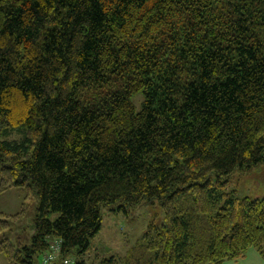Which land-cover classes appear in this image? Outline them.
Returning <instances> with one entry per match:
<instances>
[{"label":"trees","instance_id":"trees-1","mask_svg":"<svg viewBox=\"0 0 264 264\" xmlns=\"http://www.w3.org/2000/svg\"><path fill=\"white\" fill-rule=\"evenodd\" d=\"M263 161L264 0H0V191L39 198L30 241L0 240L8 264L57 238L74 264L264 258V196L228 190ZM144 199L165 223L88 260L101 207Z\"/></svg>","mask_w":264,"mask_h":264},{"label":"rangeland","instance_id":"rangeland-1","mask_svg":"<svg viewBox=\"0 0 264 264\" xmlns=\"http://www.w3.org/2000/svg\"><path fill=\"white\" fill-rule=\"evenodd\" d=\"M142 100L141 92L131 96L136 110L141 108ZM212 178L215 179L214 174ZM232 189H235L239 196H247L251 199L264 196V161L254 165L248 172L237 169L232 174L228 186V190ZM38 204L37 195L31 194L24 199L16 187L0 191V212L6 214L20 212L18 217L9 219L8 228L0 231V240L7 237L15 244L28 243L34 233L33 218ZM112 208L115 207H101V227L90 239V250L87 255L90 261L103 256H124L127 250L141 238L150 223L157 226L165 223L164 213L157 199H144L137 205L125 209ZM56 216V213L51 214L52 219ZM222 264H264V258L254 246H251L243 257L226 260Z\"/></svg>","mask_w":264,"mask_h":264},{"label":"built area","instance_id":"built-area-1","mask_svg":"<svg viewBox=\"0 0 264 264\" xmlns=\"http://www.w3.org/2000/svg\"><path fill=\"white\" fill-rule=\"evenodd\" d=\"M61 241L57 239H52L50 241L49 249L43 255V263L50 264L53 261H56L61 255ZM60 260L61 264H74L75 258L74 257H62Z\"/></svg>","mask_w":264,"mask_h":264},{"label":"crops","instance_id":"crops-1","mask_svg":"<svg viewBox=\"0 0 264 264\" xmlns=\"http://www.w3.org/2000/svg\"><path fill=\"white\" fill-rule=\"evenodd\" d=\"M0 264H8L7 260L1 253H0Z\"/></svg>","mask_w":264,"mask_h":264}]
</instances>
